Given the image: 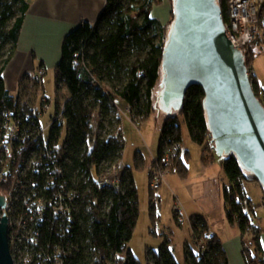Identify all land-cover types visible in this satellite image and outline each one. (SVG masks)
Masks as SVG:
<instances>
[{
    "label": "trees",
    "instance_id": "obj_1",
    "mask_svg": "<svg viewBox=\"0 0 264 264\" xmlns=\"http://www.w3.org/2000/svg\"><path fill=\"white\" fill-rule=\"evenodd\" d=\"M105 2L106 6L94 24L82 22L65 36L60 62L55 70L56 91L59 94L64 89L68 96L57 95L55 116L60 113L63 116L61 123L51 126L49 138L55 143L62 141L65 150L63 168L69 186L81 195L72 225L73 236L69 231L64 234L72 242L74 255L67 264H141L129 244L140 217L139 190L134 174L135 171L146 170L144 156L141 152L135 153L132 166L126 167L121 177L119 190L109 185L102 187L99 180L125 158L118 101L129 106L130 118L138 127L150 119L157 106L162 105L159 100L163 91L162 62L174 23V0H171L170 28L152 17L153 9L161 6L164 0ZM228 2L217 0L225 23L228 20ZM30 8L29 0H0V115L10 113L16 116L34 111L27 103L21 104L20 96L12 95L4 81V71L17 52ZM263 16L264 5L260 22V28L264 30ZM263 49L264 32L243 52L254 92L264 106L260 84L252 71L254 61ZM158 87L160 92L156 95ZM204 102L203 88L194 85L178 111L167 113L157 159L153 164L160 163L165 153L179 145L181 150L168 173L176 172L182 179L188 178L187 163L191 155L182 153L185 124L191 142L202 148V165L212 166L218 159L227 176L229 185L224 191L226 218L230 226L240 230L244 264H264L262 231L254 223L244 186L257 180L248 177L234 154L217 158L210 141ZM94 125L98 127L95 133ZM63 133L65 139L62 138ZM156 210V202L151 201L149 212L153 224ZM47 216L42 224L36 226L40 233L36 249L39 254L53 255L55 246L63 247L65 244L59 236L60 227L55 218ZM179 219L180 213L176 212L178 223ZM190 221L194 247L186 249L183 264H229L223 243L209 232L204 218L195 216ZM201 242L205 244L203 252L199 251ZM151 257L148 264H180L168 241L159 250L151 252ZM36 259L33 264H48L37 254Z\"/></svg>",
    "mask_w": 264,
    "mask_h": 264
},
{
    "label": "built area",
    "instance_id": "obj_2",
    "mask_svg": "<svg viewBox=\"0 0 264 264\" xmlns=\"http://www.w3.org/2000/svg\"><path fill=\"white\" fill-rule=\"evenodd\" d=\"M263 5L264 0L228 2L226 30L234 46L242 52L264 32L260 28ZM45 75V69L40 68L34 80L40 81ZM41 105L34 108L32 113L0 115V192L6 197L2 214L6 213L9 218L10 251L15 264H33L37 261L36 254L48 264H67L74 258L72 242L64 234L67 231L72 234L81 195L69 186L63 168L65 150L62 148V141H52L41 125L42 115L49 113L53 105L46 98L41 101ZM62 116L61 113L56 116L52 114L50 127L54 123H61ZM210 141L212 142L211 137ZM180 150L181 147L175 145L165 153L160 163L152 164L148 169L149 188L152 192L160 190L168 169ZM126 169L124 162L120 161L112 166L107 175L100 178L99 185H109L119 190L121 177ZM46 216L55 218L60 227L59 236L65 244L63 247L55 246L53 255L46 252L39 254L40 251L36 249L40 234L36 226L42 224ZM204 249L205 244L202 243L199 251L203 252Z\"/></svg>",
    "mask_w": 264,
    "mask_h": 264
},
{
    "label": "water",
    "instance_id": "obj_3",
    "mask_svg": "<svg viewBox=\"0 0 264 264\" xmlns=\"http://www.w3.org/2000/svg\"><path fill=\"white\" fill-rule=\"evenodd\" d=\"M173 10L162 62V106L167 113L178 111L188 90L202 87L217 158L234 154L264 189V106L244 53L230 40L217 0H174ZM5 206L0 192V264H15Z\"/></svg>",
    "mask_w": 264,
    "mask_h": 264
},
{
    "label": "rangeland",
    "instance_id": "obj_4",
    "mask_svg": "<svg viewBox=\"0 0 264 264\" xmlns=\"http://www.w3.org/2000/svg\"><path fill=\"white\" fill-rule=\"evenodd\" d=\"M171 21L168 19V23L166 22L168 28L171 26ZM55 46L56 44L53 43L52 52L44 54L46 59L54 61L53 58L61 54V46L57 49H55ZM38 66L39 63H37ZM55 70V67H47V70H45L46 75L38 82L34 81V76L28 75L22 80V85L18 88V92L15 93L20 96L21 104L27 103L33 108L42 106L41 101L44 98L50 100L53 108L49 113L43 114L41 118V125L46 129V136L50 134L51 115L55 114L56 111L57 95L61 97L68 96L64 89H61L59 94L56 91ZM172 113H176V111L172 110ZM120 115L122 117V129L126 146L124 152L126 166H132L135 153L141 152L145 156L146 167H151L158 152V143L163 121L167 117V111L160 105L150 117V120L143 124L142 127L131 123L125 113H120ZM94 126L93 132L95 133L98 127ZM182 132L183 150L184 152L188 151L191 155V159L188 162L189 178L186 181L175 174L174 178H169L172 181L171 185H166V182H164L159 188L160 190L152 192L149 188L150 179H148L147 170L135 171L134 174L139 190L140 217L129 246L141 264L150 263L151 252L159 250L166 241L169 242L177 262L183 263L186 249L194 247L192 222L190 221L192 217H203L209 229L213 232L221 230L228 221L226 218L224 191L228 187L229 182L224 174L222 165L217 159L215 166L210 167L208 172L206 171L212 177L204 180L203 176H201V170L203 169L201 165L202 148L191 142L185 124H183ZM64 137L63 133L62 138L65 139ZM167 176L168 174L165 178ZM248 177L250 178L251 176L248 174ZM151 201H155L157 207L154 224L151 221L149 212ZM176 212L180 213V223L175 220Z\"/></svg>",
    "mask_w": 264,
    "mask_h": 264
},
{
    "label": "crops",
    "instance_id": "obj_5",
    "mask_svg": "<svg viewBox=\"0 0 264 264\" xmlns=\"http://www.w3.org/2000/svg\"><path fill=\"white\" fill-rule=\"evenodd\" d=\"M29 1L31 8L26 14L27 17L25 19L23 30L19 38L20 41L17 46V52L13 57L11 63L4 71V81L6 84V88L14 96L17 95L15 93L18 92V88L22 85V80L25 79L26 75L35 77L37 70H39L40 68H44L45 70H47V67L56 68L58 66L61 54H58L56 57H54V61H51L48 58L46 59L44 57V54L52 52L53 43L56 44L55 49H57L59 46H62L65 36H67L69 32L78 28L80 23L86 22L89 24H94L99 18L102 10L106 6V0ZM172 11L171 0H164L161 6H156L153 9L152 17L153 19H157L159 22H161L162 25L167 26L166 22L168 23V19L171 20ZM37 63H39L38 67ZM252 71L253 74H255V78L258 84H260V88L264 98V49L254 61ZM159 87L157 88L158 91L156 92V95H158L160 92ZM118 106L120 113H125L128 119H130L131 123H133L128 112L129 106L120 101H118ZM157 109L158 106L156 110ZM185 152L182 145V153L185 154ZM156 159L157 155H155L153 161H155ZM123 162L125 164V158ZM202 166L203 169L201 170V176H203V179L206 180L212 177L209 176V173L207 174L206 171L208 172L210 167H213L215 165L208 167H205L204 165ZM145 168L148 171L150 167L147 168L145 165ZM175 174L177 173H168V176L164 180V182H166V185H171V179L174 178ZM186 179L183 180L186 181ZM244 186L247 197H249L250 200L252 217L253 219H255L254 223L262 231L261 241L263 243L264 249V213H262L264 212V189L257 182H248L245 183ZM209 232H211V234L213 235H216L220 242L223 243L224 249L229 257V264H244L242 253L243 241L240 230H238L234 226H230L227 221V223L223 226V228H221V230H215V232H213L211 229H209Z\"/></svg>",
    "mask_w": 264,
    "mask_h": 264
}]
</instances>
